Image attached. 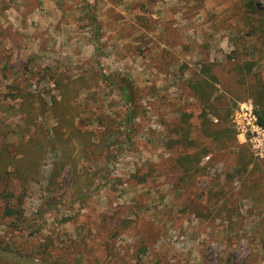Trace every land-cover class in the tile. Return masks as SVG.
I'll return each mask as SVG.
<instances>
[{
    "label": "rangeland",
    "instance_id": "1",
    "mask_svg": "<svg viewBox=\"0 0 264 264\" xmlns=\"http://www.w3.org/2000/svg\"><path fill=\"white\" fill-rule=\"evenodd\" d=\"M243 102L264 114V0H0V246L264 264V159L232 126ZM184 121L193 143L169 142ZM201 149L183 175L177 157Z\"/></svg>",
    "mask_w": 264,
    "mask_h": 264
},
{
    "label": "built area",
    "instance_id": "2",
    "mask_svg": "<svg viewBox=\"0 0 264 264\" xmlns=\"http://www.w3.org/2000/svg\"><path fill=\"white\" fill-rule=\"evenodd\" d=\"M232 126L239 141L247 143L255 157L264 159V126L251 103H241L232 113Z\"/></svg>",
    "mask_w": 264,
    "mask_h": 264
},
{
    "label": "trees",
    "instance_id": "3",
    "mask_svg": "<svg viewBox=\"0 0 264 264\" xmlns=\"http://www.w3.org/2000/svg\"><path fill=\"white\" fill-rule=\"evenodd\" d=\"M121 88H122L121 92L128 99L129 98V91L127 90V87L123 86ZM256 113H257L259 123L264 126V114L262 112H257V111H256ZM202 117L204 120L205 118H204L203 113H202ZM188 134H189L188 123H187V121H184L178 128L174 127V131H173L174 137H171L169 142H172V143L177 142V143H184L185 145H190L193 143V141H192V139H190L188 137ZM205 152H206V149H201V150L196 151V152L185 153V154L179 155L176 159V162H177V165L183 171L181 173L184 175V174H186L185 172H189V171L197 170V169L198 170L203 169V167L199 166V160H200L201 155ZM12 213H13L12 209L7 208L6 214L10 215ZM20 215H21V211H20ZM0 247L12 250V248L9 246H0ZM18 253H20V252H18ZM24 255L33 257L32 254H24ZM43 259L49 261L46 258H43ZM53 262H55V261H53Z\"/></svg>",
    "mask_w": 264,
    "mask_h": 264
},
{
    "label": "water",
    "instance_id": "4",
    "mask_svg": "<svg viewBox=\"0 0 264 264\" xmlns=\"http://www.w3.org/2000/svg\"><path fill=\"white\" fill-rule=\"evenodd\" d=\"M0 257H4L10 261H14L21 264H63L59 262H51L36 257L26 256L22 253L15 252L10 249L0 247Z\"/></svg>",
    "mask_w": 264,
    "mask_h": 264
}]
</instances>
